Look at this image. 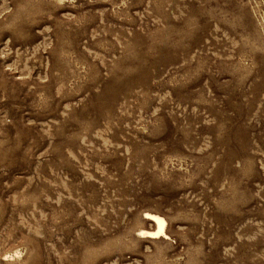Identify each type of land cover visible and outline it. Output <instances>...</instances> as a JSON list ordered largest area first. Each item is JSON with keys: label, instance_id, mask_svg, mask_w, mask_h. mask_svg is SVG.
I'll use <instances>...</instances> for the list:
<instances>
[{"label": "rangeland", "instance_id": "rangeland-1", "mask_svg": "<svg viewBox=\"0 0 264 264\" xmlns=\"http://www.w3.org/2000/svg\"><path fill=\"white\" fill-rule=\"evenodd\" d=\"M0 264H264V0H0Z\"/></svg>", "mask_w": 264, "mask_h": 264}, {"label": "bare ground", "instance_id": "bare-ground-1", "mask_svg": "<svg viewBox=\"0 0 264 264\" xmlns=\"http://www.w3.org/2000/svg\"><path fill=\"white\" fill-rule=\"evenodd\" d=\"M144 219L152 223V230H141L139 236L145 239H169L167 233V221L162 216L153 213H146Z\"/></svg>", "mask_w": 264, "mask_h": 264}]
</instances>
